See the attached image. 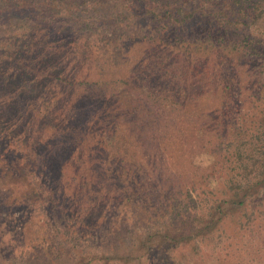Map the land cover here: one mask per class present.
<instances>
[{
  "label": "rangeland",
  "instance_id": "rangeland-1",
  "mask_svg": "<svg viewBox=\"0 0 264 264\" xmlns=\"http://www.w3.org/2000/svg\"><path fill=\"white\" fill-rule=\"evenodd\" d=\"M103 1L115 16H129L125 21L137 41L119 44L128 30L112 17L92 34L51 33L58 50L48 54L45 67L57 65L58 75L38 73L45 47L30 51L41 53L35 62H25L17 48L20 60L12 59L0 33V264H72L79 257L87 261V252L94 256L88 264H120L114 256L135 257L151 222L138 210L141 195L159 204L191 190L197 202L187 212L195 214L197 225L207 210V201L200 199L207 173L213 192L206 197L221 205L228 197V179L236 174L234 151L223 140L225 125L206 111L199 94L203 82L206 91L215 90L219 59L210 53L200 61L194 55L198 46L189 56L179 47L213 28L206 26L204 11L215 12L232 0H220L219 7V0ZM240 1L233 11L241 16ZM177 6L180 16L193 10L194 18L184 33L178 27L164 32L173 46L160 48L148 44L150 38L141 39L143 29L156 31L142 15L147 8L162 12ZM253 22L246 32L257 40L264 23ZM20 30L28 39L27 25ZM29 42L32 48L39 43L34 37ZM73 72H80L74 83L56 85L59 76ZM253 73L251 62L244 63L243 82L251 84ZM213 99L220 102V93ZM256 180L248 186L253 203L264 194ZM241 212L226 210L221 224L234 226ZM158 220L164 218L158 215ZM249 242L254 252L261 250L257 241ZM159 246L143 253L139 264H161L168 251ZM179 251L173 248L172 256ZM250 264H264V259Z\"/></svg>",
  "mask_w": 264,
  "mask_h": 264
},
{
  "label": "trees",
  "instance_id": "trees-1",
  "mask_svg": "<svg viewBox=\"0 0 264 264\" xmlns=\"http://www.w3.org/2000/svg\"><path fill=\"white\" fill-rule=\"evenodd\" d=\"M240 4H242L240 0H232L231 4L221 6L220 0L216 1L215 5L221 6L218 10L202 11L209 18L206 26L213 27L204 32V37L191 39V42L181 43V46L177 38L173 40L174 43H178L175 46H180L186 56L193 55L192 47L198 46L194 55H197L200 61H205L204 58L210 53L219 59L218 68L214 70L215 76L219 78L215 82V90L206 91V82H203L199 94L205 97L201 100V105L208 107L206 111L217 114L221 123L225 125L223 140L234 151L235 165L231 168L236 174L235 177L228 179V197L224 201L225 204L221 205L217 200L210 201L209 197H206L213 192L209 186L212 178L209 173L201 182L200 192L203 199L201 197L200 199L207 201V210L200 216L199 225L195 224V214L187 212L190 206H193L192 203L197 202L191 190L186 196L183 194L166 196L159 204L151 202L149 194L150 197L141 195L140 199L143 201H140L138 210L141 209L148 214L151 222L146 224L145 234L138 240L136 248H131L138 252L135 257L124 252L114 256L120 264H139L143 253L160 244L159 247H165L168 251L161 259V264H250L258 259H264V194L255 198V201L253 200L255 203L247 199L250 198L248 197L250 181L257 179L255 186L264 185V31L259 32L260 37L257 40H253L249 32H246V26L250 29L253 21H256L255 24L264 23V0H243L244 8L240 10L242 17L238 11H233L234 7ZM181 9V6H177L172 8V11L161 12L157 8H147L142 15L145 22L156 31L148 29L137 31L144 36L141 39L150 38L148 44L155 43L160 48L164 47L163 45L173 46L164 36V32L178 27L180 32L184 33L188 27L191 29V20L194 18L193 10H183L180 16ZM114 13L115 9L103 0H0V33L6 36L3 47L10 51L8 55L12 59L20 60L17 56L20 54H17L16 50H21L24 61L28 63L35 62L36 54L42 53L37 62L41 64L40 69L43 70L38 72L39 75H43L44 78L58 75L61 72L57 65L45 67L48 65L45 61L49 59L48 54L58 50L53 47L55 40L50 36L51 33L92 34L112 17L122 24V28L128 30L126 37L119 39V44L125 45L132 39L137 41L132 35V25L125 21L129 16L125 17L127 15L122 12L115 16ZM200 18L202 21L206 19L205 16ZM248 18L250 21L246 20ZM25 25L28 39L24 38L25 30H20ZM33 37L39 42L34 44V48L29 42ZM43 47L46 48L47 54L30 52ZM249 62L255 70L251 84L249 80L244 83L242 78L243 65ZM27 68H31L30 64ZM158 68L164 72L162 67ZM155 70L151 72L156 73ZM197 72L205 75L202 69ZM79 73L59 76L56 85L62 87L65 83L66 85L74 83ZM206 92L208 95L205 96ZM217 92L222 98L220 102L213 99L214 93ZM208 102L210 103L207 104ZM229 209L233 212L236 210L242 212L234 226L227 225L225 228V224L224 226L221 224L222 217ZM158 215L164 220L154 221ZM249 240L257 241L261 250L254 252ZM188 244H190L188 249L183 250L182 248ZM173 248L180 249L176 256H172ZM85 256L87 261L79 257L72 264L91 263L94 256L88 252ZM104 258L107 261L106 256L101 257Z\"/></svg>",
  "mask_w": 264,
  "mask_h": 264
}]
</instances>
